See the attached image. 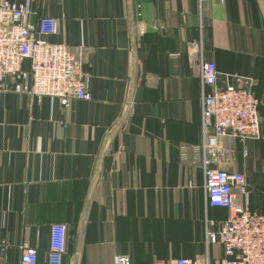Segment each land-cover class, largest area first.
Instances as JSON below:
<instances>
[{"label":"crops","instance_id":"0c3cea01","mask_svg":"<svg viewBox=\"0 0 264 264\" xmlns=\"http://www.w3.org/2000/svg\"><path fill=\"white\" fill-rule=\"evenodd\" d=\"M1 1V0H0ZM31 21L57 22L47 40L82 60L88 100L0 97V241L18 264L25 245L46 264L53 225H66L62 264H222L206 244L228 217L206 205L201 167L200 56L254 79L262 138L226 141L248 206L264 215V0H7ZM132 3V8L131 4ZM28 68V62L24 63ZM246 151V153H245Z\"/></svg>","mask_w":264,"mask_h":264},{"label":"built area","instance_id":"2783aa9c","mask_svg":"<svg viewBox=\"0 0 264 264\" xmlns=\"http://www.w3.org/2000/svg\"><path fill=\"white\" fill-rule=\"evenodd\" d=\"M33 11L26 4L0 1V97L7 78L12 90L35 97H56L68 107L70 100H88L91 94L82 73V60L65 44L47 40L57 31L52 17L31 21ZM28 62V68L24 63ZM201 87V167L206 205L223 208L228 217L213 231V220L206 222V244L221 243L222 264H264V215L248 206V182L239 171H229L226 160L234 152L226 141L247 142L261 137L260 117L250 76L235 75L225 87L218 85L220 72L215 62L200 56ZM246 153V151H245ZM66 225L51 228V244L46 264H62ZM9 246L0 241V264L7 262ZM18 264H37L38 252L25 245ZM114 264H131L130 258L116 256ZM155 264H196L192 259L177 258Z\"/></svg>","mask_w":264,"mask_h":264},{"label":"trees","instance_id":"16d2710c","mask_svg":"<svg viewBox=\"0 0 264 264\" xmlns=\"http://www.w3.org/2000/svg\"><path fill=\"white\" fill-rule=\"evenodd\" d=\"M235 75L245 76V75H241V74H230L229 81L232 80V77L235 76ZM246 76H249V75H246ZM220 81H221V76H219L218 85L221 86V87H225V84H223V85L220 84ZM254 87H255V85H254ZM254 87H253V89H254ZM259 109H260V101H259V105H258V114H259V117H260V110ZM261 130H262V125H261V117H260V133H261ZM261 138H262V133H261V137L259 139H261ZM256 140H258V139H256ZM248 141H252V140H248ZM248 194H249V186H248Z\"/></svg>","mask_w":264,"mask_h":264},{"label":"rangeland","instance_id":"374dc122","mask_svg":"<svg viewBox=\"0 0 264 264\" xmlns=\"http://www.w3.org/2000/svg\"><path fill=\"white\" fill-rule=\"evenodd\" d=\"M131 4V8H132V3H130ZM133 9V8H132Z\"/></svg>","mask_w":264,"mask_h":264}]
</instances>
